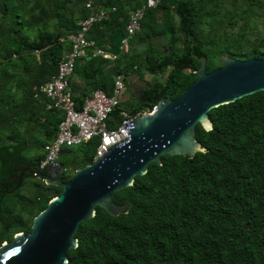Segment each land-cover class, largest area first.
I'll return each mask as SVG.
<instances>
[{"label":"trees","instance_id":"trees-1","mask_svg":"<svg viewBox=\"0 0 264 264\" xmlns=\"http://www.w3.org/2000/svg\"><path fill=\"white\" fill-rule=\"evenodd\" d=\"M27 1L0 0V70H5L1 67L3 64L32 63L23 99L19 103L5 104V107L0 105V131L3 126L14 129L21 121L33 127L30 122L37 121L41 115L44 122L39 125L46 134L53 136L58 113L44 109L43 101L33 98L31 87L43 83L55 71L57 61L68 47L67 42L58 39L74 32L77 20L72 21L64 33L47 32L45 9L36 0L28 10ZM71 1L79 4L80 17L84 16L83 0H57L54 7L66 8ZM245 1L248 5L259 4L258 0ZM99 2L115 9L105 19L91 25L87 38L101 47L102 41L108 39L106 49L117 53L119 40L125 34L126 9L123 5L130 8L144 0ZM218 2L162 0L145 10L140 31L148 28L151 34L158 35L160 32L154 28L158 23L157 12L159 10L164 16L171 5L178 17L177 29L183 46L178 54L162 55L157 60L144 56L147 69L152 73L162 74L169 67L163 82L152 80L133 104L125 105L120 101L110 113L112 118L121 108L135 113L151 109L161 97L178 96L196 76L183 69L195 70L201 56L205 58L206 72L219 65L222 54L238 59L264 58V37L259 44L248 43L242 34L224 33V26L232 23L225 21L215 9ZM208 4L211 7H207ZM35 7L40 13L25 17ZM164 25L172 36L171 23ZM32 26L37 27L36 31L30 32ZM199 26L208 29L206 39L198 33ZM22 27H25L24 32H21ZM104 32H108L105 38ZM173 40L169 38V45ZM35 53H38V60ZM98 57L85 60L86 65L80 68L81 76L91 84L87 92L100 87L108 93L110 88L93 80L87 69L96 59L99 65L106 61ZM213 57L217 58V65L212 63ZM139 58V53L133 52L127 55L126 61V55L120 54L111 68L112 75L129 71L138 74ZM133 64L137 65L134 69ZM76 69L77 61L73 73ZM95 70L101 73L99 66ZM82 97L73 96L76 107L81 105ZM207 115L210 129L204 130L198 123L194 127V136L204 151L192 156L163 154L159 164L148 163L146 171L134 176L131 185L113 193L116 204H125L122 213L111 216L95 206L93 216L79 222L73 234L77 243L67 249L65 264H264V91L210 108ZM13 132L15 137H10L13 142L0 144V179L13 172L16 161L28 160L27 138ZM96 142L93 138L79 145V165L74 168L91 162ZM35 145L41 148L43 144L37 141ZM42 156L40 154L38 160ZM61 176L67 179L63 172ZM59 189L42 183L41 193L32 199L36 211L57 195Z\"/></svg>","mask_w":264,"mask_h":264},{"label":"water","instance_id":"water-1","mask_svg":"<svg viewBox=\"0 0 264 264\" xmlns=\"http://www.w3.org/2000/svg\"><path fill=\"white\" fill-rule=\"evenodd\" d=\"M198 60L195 78L178 96L161 97L151 111L123 122L127 137L96 160L76 167L67 179L61 176V165L35 170L45 185L59 187V192L32 216L26 233L0 245V264H65L67 249L76 246L73 234L79 222L91 218L95 206L111 216L122 213L125 204H116L113 193L131 185L148 163L159 164L163 154L192 156L204 151L194 127L198 123L204 130L211 128L210 108L264 91V58L222 54L219 65L208 72L205 58ZM23 171L31 173L26 167Z\"/></svg>","mask_w":264,"mask_h":264},{"label":"built area","instance_id":"built-area-1","mask_svg":"<svg viewBox=\"0 0 264 264\" xmlns=\"http://www.w3.org/2000/svg\"><path fill=\"white\" fill-rule=\"evenodd\" d=\"M99 1H82L85 14L77 20L75 31L58 39L67 42L68 47L57 61L55 71L43 83L31 87L33 98L42 97L44 109L55 110L59 117L54 135L42 145L43 156L39 160L40 168L46 164L60 165L58 158L61 149L85 144L93 138L97 139V142L91 162L96 160L106 152L109 146L127 137L122 126L123 122L149 112L154 107L135 113L121 108L115 118L111 117L110 113L120 102L124 88L125 75L123 72L113 73L108 93L102 88L96 87L83 95L79 107L75 106L73 95L69 89V78L73 74L76 61L80 58L87 60L95 56L113 61L120 54L127 53L130 39L140 31L145 10L155 7L162 0H144L142 4L127 10L124 25L125 34L119 40L117 53L107 51L87 38V32L91 25L102 21L109 12L115 9L114 6L104 7ZM132 68L134 69L135 66ZM183 70L186 73H194V70H190V68ZM73 170L71 166H62L61 173H73Z\"/></svg>","mask_w":264,"mask_h":264},{"label":"rangeland","instance_id":"rangeland-1","mask_svg":"<svg viewBox=\"0 0 264 264\" xmlns=\"http://www.w3.org/2000/svg\"><path fill=\"white\" fill-rule=\"evenodd\" d=\"M36 0H28L26 2V8L29 10L33 3ZM57 0H37L36 3H40L41 6L46 11L47 19L45 21V30L47 32L52 33H64L65 30L69 27L70 23L72 21H76L80 17L79 12V4L71 1L66 4V8L59 9L58 7H54V3ZM195 1V0H193ZM258 5H248L245 0H219L218 6H216L215 9H217L222 16L225 17V21L228 20L232 23V25H225L224 26V33L226 35H231L232 33H237L238 35H244V39L248 40V43H260L259 41L264 37V0H258ZM35 3V4H36ZM207 7H211L210 4H208ZM124 9H128V5H123ZM40 13L38 7H35L33 12H27L26 16H29L31 14ZM204 10H201V19L202 21L205 20L204 16ZM157 18L158 23L157 26L155 25L157 30L160 32L158 35L151 34V30L148 28H141V31L137 37L129 41L128 44V52L123 54L126 55V61H127V55L129 53H139L140 58L139 60V73L135 75L143 78L147 84L151 83L152 80H156L158 82H163L165 78V74L167 70H169V67H167L166 71L162 74L158 73H152L147 69V64L144 61V56L148 55L152 60H157L162 55H176L180 52L181 47L183 46L182 36L179 33L177 26H178V17L175 14L173 8L171 5H169L167 14L164 16H161L160 11L157 12ZM165 22H170L172 25V36H170L169 29L166 28V25H164ZM36 25V24H33ZM36 26L31 27L30 32L36 31ZM25 27H22L21 32H24ZM198 33L206 39V35L208 33V29L203 26H199ZM29 32V33H30ZM30 37V35H29ZM173 37V43L169 45V38ZM221 56V55H220ZM219 56V57H220ZM212 63L214 65H217V58L213 57ZM136 66V64H133L131 67ZM131 73H134L132 71H129ZM126 76V74H124ZM130 102V99L128 101H124V104L127 105ZM133 102V101H132ZM136 100L133 102L135 103ZM132 103V104H133ZM36 148L40 151V147L35 145ZM79 145H75L72 148H70V152L68 153H62L59 156V163L63 167L71 166V168H74L73 166L79 165V156L76 158L77 148ZM78 155V154H77ZM80 167V166H79ZM72 175L71 172H67L65 174L66 178H69ZM22 192L25 193L26 201L30 202V196L25 192L23 189ZM13 195H8L2 200V205L5 209H11L10 207V201L13 198ZM30 197V198H29ZM33 198V197H32ZM27 206V205H26ZM27 218L33 216L35 214L36 209L34 207L27 208ZM6 241H0V245L3 244Z\"/></svg>","mask_w":264,"mask_h":264},{"label":"crops","instance_id":"crops-1","mask_svg":"<svg viewBox=\"0 0 264 264\" xmlns=\"http://www.w3.org/2000/svg\"><path fill=\"white\" fill-rule=\"evenodd\" d=\"M91 35L96 36V34L94 33L93 34L91 33ZM103 35H104L103 38H105V35H108V32H104ZM108 42H109L108 39L107 41L106 40L102 41L103 49L107 50L106 48H108L109 46ZM34 56L38 60V53H35ZM99 58L100 57H98V59ZM85 60L86 59L84 58H80L77 60V69L74 71V73L69 78V89L73 96L81 97L91 88V84H88L86 82V79L81 76L83 72L80 70V68L81 66L86 65ZM96 60L92 61L90 65L89 64L87 65L88 72L92 73L91 78L93 80L100 81V83H102L105 86V88L109 90V88L111 87V83H112L111 68L113 67V65L116 64V61L115 60L110 61L106 59V61L103 64L99 65L97 64ZM29 66H32V63L31 65H27L26 63H20V64L13 63L10 65L3 64V66H1V67H4L5 70L2 68L0 70V105L5 107L7 104L19 103L20 100L23 99L24 87H25V82H26L25 80L30 78L31 68H29ZM97 66L100 67L101 73L96 72L95 69ZM92 71L93 72L95 71V73H93ZM145 82L146 81L143 78L135 75V73H131V72L127 73L125 76V82H124L125 84H124V88L120 96V101L122 102L128 101L130 90L134 89L136 86L143 84ZM37 100L43 101V98L39 97ZM41 114H42V111H41ZM36 120L37 121L35 122L33 121L30 122V125H33V127L26 126L25 121H21L19 124H16V128L14 129L13 127L10 128V127L3 126V128L0 131V144L13 142L12 138L10 137H15L14 132H13L15 131V133L18 132L20 135H23L24 137L27 138L26 146H29V149L27 150L26 157L28 159L34 158V156L38 157L40 154H43L42 147L40 148V151H39L36 148L35 144L37 143V141H41L42 144H44L46 141L51 139L52 135L46 134L43 128L39 125V123L41 124L44 122V118L41 115L38 116ZM70 148L61 149L59 156L62 153L70 152L69 150ZM77 152H79V148H77ZM77 154H76L75 159H78ZM58 161H59V158H58ZM72 169H75V168H72Z\"/></svg>","mask_w":264,"mask_h":264},{"label":"flooded vegetation","instance_id":"flooded-vegetation-1","mask_svg":"<svg viewBox=\"0 0 264 264\" xmlns=\"http://www.w3.org/2000/svg\"><path fill=\"white\" fill-rule=\"evenodd\" d=\"M147 85L145 82L130 90L128 96L130 104L140 98ZM28 164L34 165L28 167ZM24 167L28 168L31 173L23 171ZM36 169L41 168L39 167L38 157L34 156V158L28 160L16 161L13 172L0 179V241L8 242L16 234L26 233L27 227L30 226L32 216L28 220L27 208L34 207L32 197L41 193L43 183L42 178L37 176ZM20 171L22 173L18 177ZM23 189L31 197H29L30 202L28 204H26ZM8 195L14 196L9 204L11 209H5L2 205V200Z\"/></svg>","mask_w":264,"mask_h":264}]
</instances>
